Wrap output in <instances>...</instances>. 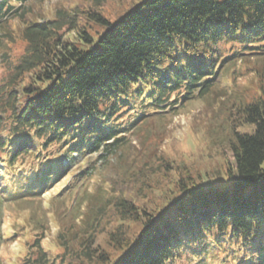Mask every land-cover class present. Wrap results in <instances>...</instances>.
Returning a JSON list of instances; mask_svg holds the SVG:
<instances>
[{
    "label": "trees",
    "instance_id": "trees-1",
    "mask_svg": "<svg viewBox=\"0 0 264 264\" xmlns=\"http://www.w3.org/2000/svg\"><path fill=\"white\" fill-rule=\"evenodd\" d=\"M56 4L46 14L0 0V204L41 201L95 153L102 164L51 199L63 211L52 214L55 251L44 246L41 205L14 226L11 240L26 238L18 264H264V0ZM250 77L257 88L246 97ZM197 100L226 118L225 181L192 167L169 180V164L154 168L168 132L150 127ZM117 163L89 190L98 167Z\"/></svg>",
    "mask_w": 264,
    "mask_h": 264
},
{
    "label": "rangeland",
    "instance_id": "rangeland-1",
    "mask_svg": "<svg viewBox=\"0 0 264 264\" xmlns=\"http://www.w3.org/2000/svg\"><path fill=\"white\" fill-rule=\"evenodd\" d=\"M59 0H29L30 3H36V7H43L45 10H49L46 14L53 13L52 10L55 9L56 3ZM16 7H20L23 4L16 2ZM24 44L20 41H17L12 44L10 56L14 60L17 56H20L24 51ZM238 64V63H237ZM240 65V64H238ZM7 71H1V78L5 76ZM252 79V80H251ZM234 80L232 76H225L226 84H231ZM248 83V88L250 90L240 91L246 97L251 95L252 93H256L257 81L250 77ZM243 82V81H242ZM251 92V93H247ZM233 102H239L234 97L231 98L227 105L232 104ZM208 106L203 101H192V104L185 107V109L179 110L176 116H169L164 118V122L155 121L153 127L150 131V134H153V131L156 129L158 132H168L164 143L160 146L158 150L159 158L154 160V168L157 170H165L166 164H169L171 167L168 170V174L171 176L169 180L175 179L180 175L184 167H192L195 173L198 172L202 175L204 180H210L212 176H216L217 172H222V166L225 161L234 166V158L232 152L229 148L228 141L224 138L221 133V129H227L226 118L221 114L223 111L215 110L213 114H209L206 112ZM201 113L200 116L195 117L196 115ZM151 122V121H149ZM197 122V123H196ZM151 125V126H152ZM207 126H209L207 128ZM142 127V124L139 125V128ZM138 128V129H139ZM137 130V127L136 129ZM240 132H250V126H243L239 128ZM207 133H211L212 137H208ZM129 138L131 143L136 145L140 152H142L143 147L140 144V141L136 134L132 135L129 133ZM219 136V138H217ZM127 150V148H126ZM125 150V154H126ZM100 154L95 153L92 156H89L85 159L84 162L78 163L74 166L75 174L68 175L65 177L60 183H58L51 190L46 192L42 197L41 201H34L33 203L24 204L23 202L15 201V202H4V204H0V263L2 264H18L19 257H21L25 253V244L26 238L20 237L15 240H11L13 235H17L15 233L14 226L22 225L25 223V219L29 216L31 211L37 210L39 215H42L41 210L36 209L40 205L42 206V210L47 214L49 225L51 227V231L49 234L46 233V239L44 241V246L51 251H55L57 248L54 245V238L58 231V226L55 225L53 221L54 211L56 208H61L62 204L52 203L51 199L55 197L62 200L64 195L67 193L69 187L73 185V182L76 181V177L80 175L82 172L86 171L90 167L94 166L95 163H99L97 166L102 164L99 161ZM67 163V161L65 162ZM118 167V163L115 167H111L105 170L104 167H98V172L92 177L89 183H85V185H89V190H94L95 187L99 183H102L107 180L108 176H114L120 170ZM152 169V167H148ZM100 170H103L99 172ZM208 172L209 176L206 177L205 173ZM120 174V173H119ZM164 175H167V172H164ZM116 176V175H115ZM221 176L223 177V181H225L224 172H222ZM210 178V179H209ZM75 179V180H74ZM164 185H168L167 181L163 182ZM83 186V185H82ZM77 190H80V187ZM77 194V192H74ZM160 195V194H159ZM157 195L155 198V203H159L160 198ZM61 200L59 202H61ZM41 202V203H40ZM32 203V204H31ZM67 206H71V200L68 199L66 202ZM154 203V204H155ZM54 210V211H53ZM63 212L62 208L58 210V213ZM66 213V211H65ZM79 218V217H77ZM76 218V219H77ZM137 227L135 226L134 229ZM27 234V232H26ZM105 235H103L104 237ZM193 263H196L195 260ZM173 264H181L179 260L175 261ZM183 264V263H182Z\"/></svg>",
    "mask_w": 264,
    "mask_h": 264
}]
</instances>
